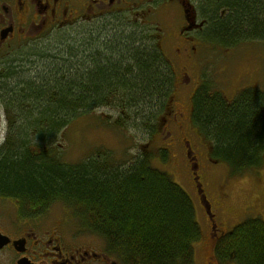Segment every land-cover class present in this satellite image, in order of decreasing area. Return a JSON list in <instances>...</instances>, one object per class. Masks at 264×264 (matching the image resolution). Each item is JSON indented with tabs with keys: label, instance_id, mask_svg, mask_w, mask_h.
<instances>
[{
	"label": "trees",
	"instance_id": "16d2710c",
	"mask_svg": "<svg viewBox=\"0 0 264 264\" xmlns=\"http://www.w3.org/2000/svg\"><path fill=\"white\" fill-rule=\"evenodd\" d=\"M244 9L223 19L216 34L264 41V22L257 24L249 4ZM118 25L39 55L43 64L32 78L21 74L25 64L8 69L2 95L18 125L16 143L0 157V197L32 214L64 203L121 264H195L202 229L191 197L169 173L144 158L125 169L97 159L66 164L54 151L33 145L54 142L76 119L104 106L134 115L154 133L175 93V73L155 27ZM209 91L203 87L195 95V118L214 145L213 157L235 173L260 168L264 91L246 88L232 101ZM214 249L223 261L264 264V220L246 219Z\"/></svg>",
	"mask_w": 264,
	"mask_h": 264
},
{
	"label": "flooded vegetation",
	"instance_id": "af4514ba",
	"mask_svg": "<svg viewBox=\"0 0 264 264\" xmlns=\"http://www.w3.org/2000/svg\"><path fill=\"white\" fill-rule=\"evenodd\" d=\"M247 4L258 14L257 24L261 26L264 0H0V157L16 143L6 127L8 115L2 90L6 87L8 69L20 66L12 62V57L21 46L77 26L97 27L116 22L130 13H144L145 20L154 13L169 16L174 27L164 34L158 29L157 40L163 51L167 42L171 45L173 61L165 55L175 73V93L156 133L162 139H178L187 148L197 199L210 229L211 253L205 264H233L215 253L217 241L226 233L218 227V215L209 200L205 174L199 172L200 169L208 172L210 166L205 155H197L191 142L196 135L208 140L196 122L195 95L203 87L210 90L212 85L208 73L215 60L214 47L237 41L217 35L215 28L221 27L222 20L229 19L233 11H245ZM242 17L244 24L245 16ZM144 24L149 26L148 21ZM180 91L185 93V98L179 96ZM209 93L214 95L211 90ZM224 97L228 101L235 98ZM209 142L212 144L207 146L209 160L218 163L213 158L214 145ZM222 197H228L227 192ZM6 200L11 201L16 212L8 216L0 213V264H121L107 251L105 242L100 239L88 242L83 232L66 228L67 219L63 216L50 214L55 205L64 203H54L43 212L32 214L23 213L18 201Z\"/></svg>",
	"mask_w": 264,
	"mask_h": 264
},
{
	"label": "rangeland",
	"instance_id": "374dc122",
	"mask_svg": "<svg viewBox=\"0 0 264 264\" xmlns=\"http://www.w3.org/2000/svg\"><path fill=\"white\" fill-rule=\"evenodd\" d=\"M143 15L144 13L138 15L130 13L123 18L120 17L122 21L118 24L129 26L136 22L144 24V21H148L151 28L155 27L163 34L171 31L174 27V22L169 16L154 13L145 20L142 18ZM109 24L106 23V26L104 24L101 27H99L100 25L97 27L77 26L36 42L24 44L14 52L12 62L18 63L20 66L25 64L24 67H20V72L25 78H32L35 76L36 67L43 64L39 55L61 48L67 43H77L94 32L97 33L101 30L106 32L115 28L116 25L119 26L118 24ZM164 52L171 60L174 59L169 42L164 45ZM213 52L216 54L214 55L215 60H212L213 67L208 73L212 84L210 85L211 91L214 93L220 91L229 99L236 97L238 92L244 88H257L264 91L263 40H241L231 44H221L215 46ZM208 65L210 69V63ZM179 96L185 98V93L180 91ZM7 115L8 125L6 127L9 128L12 138H15L18 125L17 116L8 110ZM160 118L161 115L154 122V133H150L149 128L141 119L135 118L134 115H123L117 108L104 106L76 119L58 135L54 142L39 144L34 142L33 145L37 146L39 150L54 151L66 164H77L88 159H97L100 162H107L112 167L117 166L125 169L136 160L144 158L150 160L154 167L169 173L174 181L189 194L195 205L196 217L202 229V239L195 244V264H205L207 256L211 253L210 229L197 199L189 166V156L186 152L187 148L178 139H162L156 133ZM191 144L197 155H205L210 166L208 172H204L203 169H200L199 172L205 174L209 200L214 212L218 215V227L223 229V233L231 231L248 218L264 220V164L252 171L235 173L227 163L218 161L215 157L213 158L218 163H212L209 160L207 146L209 148L212 145L209 139L203 140L196 135ZM164 156L167 159H164ZM224 192H227L228 197H222ZM71 210L67 208V205L57 204L52 208L50 214L53 217L63 216L67 219L66 228L83 232L82 235L86 234L88 242L100 239L104 244V240L100 236L83 227ZM15 212L16 209L11 201L0 199V213L8 216Z\"/></svg>",
	"mask_w": 264,
	"mask_h": 264
}]
</instances>
